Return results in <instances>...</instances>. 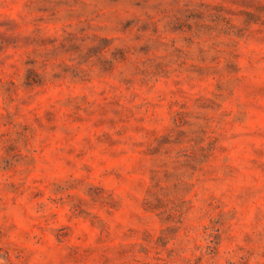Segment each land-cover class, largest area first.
<instances>
[{
	"label": "rangeland",
	"instance_id": "374dc122",
	"mask_svg": "<svg viewBox=\"0 0 264 264\" xmlns=\"http://www.w3.org/2000/svg\"><path fill=\"white\" fill-rule=\"evenodd\" d=\"M0 264H264V0H0Z\"/></svg>",
	"mask_w": 264,
	"mask_h": 264
}]
</instances>
